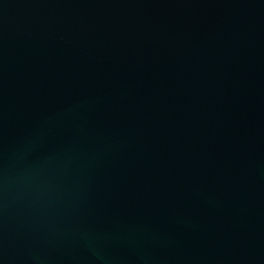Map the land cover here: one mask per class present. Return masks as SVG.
Wrapping results in <instances>:
<instances>
[{
  "label": "water",
  "instance_id": "obj_1",
  "mask_svg": "<svg viewBox=\"0 0 264 264\" xmlns=\"http://www.w3.org/2000/svg\"><path fill=\"white\" fill-rule=\"evenodd\" d=\"M0 264H264V0H0Z\"/></svg>",
  "mask_w": 264,
  "mask_h": 264
}]
</instances>
